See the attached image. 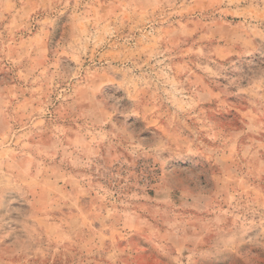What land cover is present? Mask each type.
Segmentation results:
<instances>
[{"label":"rangeland","instance_id":"rangeland-1","mask_svg":"<svg viewBox=\"0 0 264 264\" xmlns=\"http://www.w3.org/2000/svg\"><path fill=\"white\" fill-rule=\"evenodd\" d=\"M0 264H264V0H0Z\"/></svg>","mask_w":264,"mask_h":264}]
</instances>
